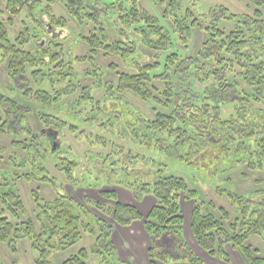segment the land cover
<instances>
[{
    "label": "trees",
    "instance_id": "trees-1",
    "mask_svg": "<svg viewBox=\"0 0 264 264\" xmlns=\"http://www.w3.org/2000/svg\"><path fill=\"white\" fill-rule=\"evenodd\" d=\"M29 1L30 6L23 0H7V8L12 9L15 14L17 12L14 9L17 5L21 8L27 7L28 17L36 24L39 31L41 28L44 31L45 23L38 18V15L36 16L39 13L38 8H43L42 4L39 0ZM47 1L50 6L56 2L61 3L68 13L79 21L86 19L94 23L97 22L98 14L103 13V17L109 19L111 14L108 13V9L114 8L118 13L119 24L124 25L125 28L133 27L135 32L141 33L143 36L141 41L147 48L153 49L154 53L170 48L168 47L171 42L170 33L163 27L156 26L151 16L140 13L136 8L137 0H128V7H125L121 0ZM174 1L171 0V3ZM248 2L254 7L252 15L233 14L221 6L209 11L208 18L206 15L207 24L202 27L206 37L194 57H180L173 53L168 54L160 62V57L152 55L151 62L142 64L139 63V59L138 61L135 59L137 64L135 72L118 73L117 89L111 85V88H106L107 96L106 92L103 93L104 100L119 106L118 110L108 117L112 116L116 122L121 121L126 126L125 131L131 129L135 137H138L139 133L145 139V146L149 150L153 148L154 152L189 165L197 171L216 175L227 169L223 166L231 168L235 163H242L250 168L260 166L264 161V106L261 104L264 102V0H248ZM48 5L44 6L46 14L48 13L47 24L64 29L65 20L54 15ZM218 9L220 18L212 13ZM222 20L230 22V28L227 29L219 24ZM136 22L143 24L136 26L134 25ZM97 25L95 31L90 30L82 40L88 46V56H77V59H74L94 63L100 53L104 57L118 56L124 66L131 65L132 63H128L127 60L134 53V41L132 44L121 41L110 42L109 32L103 27V23L97 22ZM190 25L201 26L197 20L191 21ZM30 29L25 26L11 43L0 22V56L12 58L8 70H34L39 66H49L58 60L57 56L61 53L57 54V48L60 47L55 48L56 44L49 41L44 44L35 42L43 32L41 35L37 31L31 32ZM174 29L178 32V37L187 43L185 34L187 27L174 26ZM21 37H25V40L20 41ZM28 39L35 46L34 49L24 52L20 47H23ZM123 45L127 48L124 49ZM206 50L209 52L205 53ZM204 60L212 63L214 67L208 68L203 65ZM55 65L58 67L59 64ZM183 65V70H180ZM235 67L240 69L237 75L247 89L243 87L239 89L233 79H226V74L232 72ZM108 68L114 70L116 66L110 65ZM37 74L38 71L34 70L33 78H36ZM42 75L48 76L45 81L48 87L45 91L38 89L32 92L31 98L50 108L53 103L69 93L71 89L69 85L74 81L71 70L50 74L49 69H46V74ZM209 78H213L214 84L207 86L204 93L191 90L192 81L200 83ZM42 79L45 80L40 78L36 82L40 84ZM125 89L143 102L151 104L150 110L153 116L123 105L122 98L117 93ZM72 91L73 89L70 92ZM231 102L234 103L232 113L221 116L224 108L222 105ZM88 103L97 108L101 104L100 99H97L95 104L92 101ZM0 107L6 112L7 119L12 117L11 114L21 112V107L17 103L1 95ZM75 108L65 105L63 110L67 109L70 114L72 111L76 112ZM52 110L53 112H50L52 115H58L60 110L63 111L62 108ZM92 111L95 117L99 113L104 114L101 110L96 112L94 108ZM18 124L9 120L0 122V132L6 129L16 132ZM69 129L75 131V123L70 122ZM15 145L19 144L15 143ZM26 161L24 157L21 158V162ZM30 162L34 170L39 164V158L36 160L32 157ZM62 162H65V158ZM62 162L60 163L63 164ZM156 163L157 165L152 169L150 183L144 185L143 182L139 188L149 189L155 198V204L145 216L135 206L118 202L113 190L101 191L100 195L113 200L114 206L105 211L100 202H94V207L104 213H110L112 220L117 224L128 225L133 220H143L150 238L147 249L149 264H160L169 258L187 260L188 264H203L202 259L191 251L180 230L183 217L179 199H195L198 191L189 188L184 178L165 174L167 164ZM43 168L42 165L40 172H44ZM70 169L71 167L65 169L68 177H70ZM111 169L113 167H108L110 172ZM109 176L111 177V173ZM241 176L245 177L244 172ZM14 179L16 180L12 178L10 183L14 182ZM43 180L47 181V179ZM10 183L5 176L0 175V242L6 243L12 251L16 249L18 238H26L38 254L34 264H50L47 256L52 251L75 245L80 238V229L95 234L93 228L98 225L102 233L97 236V244L90 251H99L98 247L101 246L110 255L112 254L113 247L105 240L113 226L91 216L69 196L58 195L51 201H45L35 190H32L31 195L37 211L36 219L18 222L20 215L25 213V208L21 196L14 189V183L12 186ZM228 195L236 206L238 216L229 222L226 228L224 222L229 220V214L223 207L216 208L212 201L197 202L191 211L190 225L193 238L210 255L226 256L223 246L229 242L239 247L248 264H263L264 258L253 255L256 250L245 242L250 235H262L264 232V208L249 197L233 192ZM211 209H217L220 216L216 217ZM85 216L88 219L83 220ZM10 217L14 220L12 221ZM87 255L88 251L80 248L77 254L70 256L61 264H87ZM123 263L129 264L111 260L101 261V264Z\"/></svg>",
    "mask_w": 264,
    "mask_h": 264
},
{
    "label": "rangeland",
    "instance_id": "rangeland-1",
    "mask_svg": "<svg viewBox=\"0 0 264 264\" xmlns=\"http://www.w3.org/2000/svg\"><path fill=\"white\" fill-rule=\"evenodd\" d=\"M23 1L26 2V5L30 6L29 0ZM121 1L125 7L129 6L128 0ZM39 2H41L43 8H38L37 12L39 13L36 12V16L38 15V18L45 23L44 31L41 28L40 32L38 27L35 26L36 24L28 17L27 7L21 8L17 5L15 9L13 8L17 12L14 14L12 9L9 10L7 8V0H0V22H2L11 43L14 42L25 26L31 28V32L37 31L41 35L43 32V35L37 38V42L45 39V37L47 39H54V42H56H53L56 44L54 47H60L57 48V54H61L57 56L58 60L49 66H39L34 69L38 71V74L34 81L33 77H31L32 92H35L37 89H47L48 85L45 81L48 76L42 75L46 74V69H49L50 74L61 72L62 70H71L74 83L72 82L69 86L71 87L70 91L72 89L73 91H69L67 95L60 98L56 103H53L50 106L51 109L48 107V114L50 115V112H53L52 109L60 110L62 108L63 110L65 105L76 107L74 109L76 112L73 113L72 111L69 114L67 109L60 110L57 113L59 117L61 116L60 118L55 119L54 114L47 116L46 120L41 121L42 118L37 115V110L40 106L38 107V104L34 102L32 97V114H28V120L25 125L28 126L30 131L34 132L41 127H45V125H47V128L49 127L50 132L55 131L58 150L57 153L54 150L49 151L50 146H48V154L42 164L44 172H41V174L37 172L33 175V172L29 171L28 177H25V174H21L20 169L17 170L18 176L16 180L14 179V189L16 188L15 191L21 196L25 208V213L20 215L18 222L25 221L26 219L35 221L37 211L31 195V191L35 190L39 197L45 201H51L58 197V195L69 196L83 210L88 211L91 216L99 218L101 222L104 220L106 224L113 226L105 240L113 247L111 255L101 246L98 247L99 251H90L97 244V236L102 233L100 227L95 225L96 227L93 228L95 234H90L80 229V238L75 245L52 251L47 256V261L50 264H61L70 256L77 254L80 248H85L88 251L87 264H101L103 260H111L118 263L128 262L129 264H149L146 252L150 245V238L144 228L143 220L141 219L140 222L133 223L131 227L117 224L112 220L110 213H104L102 210L95 208L93 203L100 202L103 209L108 211V208L114 206V202L111 199L102 197L100 192L113 190L116 193L118 202L135 206L139 212H144L140 213L145 216L151 206L155 204V198L149 189L141 190L139 188L143 182L144 185L150 183L153 174L152 169L157 165L156 162H160L167 164L165 174L184 178L189 188L198 191V196L195 199H179L180 212L183 217L180 230L183 239L187 242L191 251L202 259L203 264H248L239 247L233 246L229 242L223 246L226 256L219 254L210 255L206 250L202 249L192 235L190 225L191 211L197 202L212 201L216 208L223 207L228 212L229 220L224 222V226L228 228L229 222L238 216L236 206L231 201L228 193L233 192L240 196L249 197L256 204L264 208V161L260 166L254 168H250L242 163H235L231 168L223 166L227 169L216 175L197 171L189 165L175 161L164 154L154 152L153 148L151 150L146 148L145 139L139 133L138 137H135L131 129L128 128V131H131V133L125 131L126 126L121 121L116 122L112 116L108 117L109 114L115 113L119 106L113 105L109 101L103 102L102 97L104 92H106L105 95L107 96L106 88L113 86L114 89H117L119 86L118 73L125 72L130 74L135 72L137 69L135 59L137 61L139 59V63L142 64L144 62H151L150 56L152 55L160 57V62L168 54L173 53H176L180 57H194L197 55L206 37L202 27L207 24L209 11L212 8L221 6L233 14L252 15L253 5L248 0H175L172 3L171 0H137L136 8L138 11L151 16L156 26H161L170 33L171 42L170 46H168L170 48L168 50L162 49L161 51H156V53H154L153 49L147 48L142 43L143 36L141 33L135 32L133 27L125 28L124 25L119 24L120 21L117 19L118 13L114 8H109L108 13L111 14L109 19L103 17V13L101 15L98 14L99 17L96 19L98 23H103V27L109 32V41L131 42V44L134 41V53L127 60L128 63L132 64L124 66L118 56L104 57L100 53L94 63L87 60H75L77 56H88V46L82 40L90 30L95 31L98 27L97 22L94 23L86 19L80 21L75 19L61 3L56 2L50 6L47 0H39ZM46 5H48V8H51L54 15L62 17L66 22L64 29L61 27L57 28L59 32L62 31L57 36L58 40L52 34L54 26L51 27L50 24H47L48 13L46 14L44 8ZM218 10L212 13L220 18V10ZM193 20H197L201 26L191 27L190 22ZM141 23L143 24V22ZM141 23L136 22L134 25L139 26ZM219 24L227 29L231 26L230 22L223 20ZM174 26L187 27L185 30L187 43H184L178 37L179 34L175 31ZM22 40H25V37H21L20 41ZM26 41L23 44L24 46L20 47L22 51L28 52V49H34V43L30 39ZM123 48L126 49L127 46L123 45ZM207 52L209 50L205 51V53ZM0 58V93L10 96L11 93L7 92L5 87L10 88L11 86L6 70H8V64L12 58L9 56L3 58L0 56ZM202 62L208 68L214 67L212 63L205 62V60ZM57 63L59 64L58 67L55 65ZM110 65H115L116 68L110 70L108 68ZM183 68L184 65L180 67V70H183ZM30 70L28 69L27 73ZM239 70V68L235 67L232 72L226 74V79H233L239 86V89L241 87L247 89L237 75ZM40 78H45V80L42 79L39 85L36 81ZM21 81L23 80L16 79L15 81V88L18 90L22 89L25 85ZM34 83H37L38 86ZM192 83L191 90L197 93H204L207 86L214 84V81L213 78H209L200 83L197 81H192ZM117 94L121 96L123 105L153 116L150 110L151 104L143 102L131 91L125 89ZM14 98L19 100L18 94H15ZM97 99H100L101 103L99 108L95 105L91 106L92 104L88 103L92 101L95 104ZM261 104L264 106V102ZM222 106L224 108H222L221 116H227L232 113L234 103L231 102ZM93 108L96 112L99 110L106 112V115L105 113H99L95 117L92 111ZM125 110L124 114L126 113ZM70 122L75 123V131L69 129ZM14 134L5 131V133L0 135V175L5 176L8 183L14 178L11 174L12 168L8 164L9 160L13 158L12 153L17 155L16 158L22 155L21 150L17 148L18 145H15V143L19 144V141L15 140L19 138L22 140L24 135ZM63 158H65L64 163L62 162ZM68 162L69 166H67ZM67 167H71L69 170L70 177H68L65 170ZM108 167H113L111 172L108 170ZM243 172L245 177L241 176ZM110 173L111 177L109 176ZM43 179H47V181ZM10 184L12 186L13 182L11 181ZM82 209L80 210L81 213ZM211 211L216 217L220 216L217 209H211ZM85 218L88 219L85 216L83 220ZM10 219L14 220L11 217ZM139 228H142V234H140ZM245 244L250 245L252 249L256 250L253 252V255L264 258V232L262 235H250ZM15 247V251H12L6 243L0 242V264L35 263L38 254L30 246L28 239L18 238ZM160 264H188V262L187 260L169 258L165 262H160Z\"/></svg>",
    "mask_w": 264,
    "mask_h": 264
},
{
    "label": "flooded vegetation",
    "instance_id": "flooded-vegetation-1",
    "mask_svg": "<svg viewBox=\"0 0 264 264\" xmlns=\"http://www.w3.org/2000/svg\"><path fill=\"white\" fill-rule=\"evenodd\" d=\"M52 27V26H51ZM56 27H53V29ZM57 29V28H56ZM61 30V28H60ZM59 33H62L59 32ZM58 38V37H57ZM42 43L44 44L46 41L48 42H54V39H47L45 37V39H41ZM35 42H37V39L35 40ZM41 43V44H42ZM56 43V42H54ZM17 72V74H14ZM32 72L33 70H30L29 73H27V70H6V74H7V78L9 79V83H10V88H6L7 92L11 93V95H5L3 93H0V95L6 99H9L11 101H14L15 103L18 104L19 107H21V112L20 113H16V114H11V118L6 117V112L4 111V109L2 107H0V122H4L9 120L10 122H15L16 124H18L17 127V131L16 132H11V131H7V129L5 131L7 132H11L13 135H15L14 133H17L18 135L22 134L24 135V138L22 140H19V145L17 146V148L19 150H21L22 155L18 156L19 158H16L17 155H14L12 153V159L9 160V165L12 168V175L14 178H16L18 175L17 170L20 169L21 174H25L26 177H28V173L33 172L32 174L34 175L35 173L40 172V168H42V164L44 162V160L46 159V156L48 154V146H50V150L49 151H53L57 153L58 150V142L55 139L56 136V132H50L49 131V127L47 128L45 125V127H41L39 130L37 131H30V129L28 128V126L25 125L26 121L28 120L27 116L28 114H32V88L31 85L32 83L30 82L31 77L32 76ZM22 79L25 85L22 89L18 90L15 88V81ZM36 80L35 78H33V81ZM36 86L37 83H34ZM41 84V83H40ZM39 84V85H40ZM38 90V89H37ZM43 90V89H41ZM45 91V89H44ZM18 94L19 100L14 98V95ZM106 101L103 99V102ZM35 103L38 104V107L40 106V108L37 110V115L38 117H41L42 120H46L47 116L52 115L50 113V115H47L49 113V109L48 106L46 104H42L41 102L34 100ZM105 105V104H104ZM105 113V112H103ZM55 118H59V115H54ZM40 121V122H41ZM18 122V123H17ZM5 131L0 132V135L5 133ZM14 155V156H13ZM24 157L25 160L27 159V161L25 163L21 162V158ZM33 157L34 159H38L39 158V164L36 166L37 168L33 170L30 159ZM16 158V159H15ZM16 160V161H15ZM44 169V168H43ZM23 170V171H22ZM20 174V175H21ZM41 176V175H40ZM42 177V176H41ZM14 183V182H13ZM13 185V184H12ZM16 189V188H15Z\"/></svg>",
    "mask_w": 264,
    "mask_h": 264
},
{
    "label": "crops",
    "instance_id": "crops-1",
    "mask_svg": "<svg viewBox=\"0 0 264 264\" xmlns=\"http://www.w3.org/2000/svg\"><path fill=\"white\" fill-rule=\"evenodd\" d=\"M141 213H144V212H142V211H140ZM138 222H140V220H137L136 222H135V220H133V221H131V223L129 224V225H126L127 227H131V225L133 224V223H138ZM144 225V224H143ZM143 227V226H142ZM145 228V227H144ZM139 232H140V234H142V228H139ZM189 242V241H188ZM148 249V248H147ZM147 253V252H146Z\"/></svg>",
    "mask_w": 264,
    "mask_h": 264
},
{
    "label": "water",
    "instance_id": "water-1",
    "mask_svg": "<svg viewBox=\"0 0 264 264\" xmlns=\"http://www.w3.org/2000/svg\"><path fill=\"white\" fill-rule=\"evenodd\" d=\"M52 31H54V32H52V34L54 35V37L59 36V35H58V34H60V33H59V29H55V28H54ZM38 43H42V41L39 40Z\"/></svg>",
    "mask_w": 264,
    "mask_h": 264
}]
</instances>
